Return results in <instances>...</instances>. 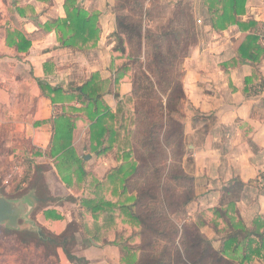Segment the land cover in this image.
Listing matches in <instances>:
<instances>
[{"label": "trees", "instance_id": "16d2710c", "mask_svg": "<svg viewBox=\"0 0 264 264\" xmlns=\"http://www.w3.org/2000/svg\"><path fill=\"white\" fill-rule=\"evenodd\" d=\"M246 2L201 0V5L213 30L221 32L235 24L241 33L236 55L221 64L224 75L229 77L230 68L247 63L252 74L245 82L259 79L257 90L261 92L264 77L258 65L264 58V22L243 19ZM154 3L114 0L111 79L103 81L96 71L80 86L67 90L38 82L42 95L64 106L63 112L50 120L49 145L32 152L52 160L62 183L79 191L68 197L76 204L78 217L60 235L46 231L40 242L19 236L15 244L27 252L33 247L40 252L46 246L43 260L60 264L57 247H62L70 260L75 259L71 254L74 234L82 231L88 240H112L110 243L120 248V264H264V215H256L246 224L231 201L203 209L196 220L185 217L196 192L194 177L182 166L186 151L183 62L198 43L196 21L192 5L178 0L173 5L175 17L153 30L144 21H152L154 10H164ZM64 8L65 18L48 22L55 28L60 46L72 53L94 50L101 34L97 13L81 8L76 0H65ZM16 46L26 50L28 43L20 38ZM121 82L131 83L130 92L123 96L117 89ZM107 93L117 101L114 110L103 98ZM75 102L81 106H72ZM79 123L89 128L88 149L81 156L72 145L73 130ZM113 148L119 164L102 178L86 169V154L99 157ZM24 159L27 170L22 178L12 190L2 186V192L15 197L29 190L41 205L59 201L46 195L45 164ZM263 177L260 173L248 183L256 184ZM42 216L58 219L61 213L49 208ZM202 227L211 229L218 247ZM28 262L33 264L32 259Z\"/></svg>", "mask_w": 264, "mask_h": 264}, {"label": "crops", "instance_id": "0c3cea01", "mask_svg": "<svg viewBox=\"0 0 264 264\" xmlns=\"http://www.w3.org/2000/svg\"><path fill=\"white\" fill-rule=\"evenodd\" d=\"M64 3L65 0H0V161L19 155V163L28 157L45 164L42 177L48 189L46 195L60 200H47L41 205L29 190L15 197L28 200L30 196V211L45 206L40 212L39 227L54 235L62 234L68 223L76 222L77 206L68 197L79 191L62 183L52 160L32 152L49 145L50 120L63 112L64 106L42 95L38 82L67 90L80 86L92 72L98 71L103 81L111 79L110 34L116 28L114 0H76L81 8L97 13L101 34L94 50L68 52L60 46L55 28L48 23L66 17ZM194 5L196 25L200 22L202 28L198 43L183 62L188 151L183 165L188 170L186 162L191 159L188 171L194 175L196 191L191 210L216 206L222 198L240 192L227 202H235L243 221L249 224L254 216L264 215V177L254 185L248 183L264 174V89L257 90V78L245 82L252 74L247 63L230 68L229 77L224 75L221 64L236 55L235 46L241 36L238 26L233 24L217 32L211 28L201 0H194ZM243 19L264 22V0H247ZM20 38L28 43L26 50L17 48ZM258 69L264 77V58ZM117 89L123 96L130 92L131 83L121 82ZM103 98L114 110V95L107 93ZM72 106L81 105L75 102ZM73 115L77 116L75 112ZM88 129V125L79 123L73 130L72 145L79 156L88 149ZM85 160L86 169L98 178L119 164L114 148L99 157L86 154ZM25 168L26 163L21 171L25 172ZM0 180L1 186H7V180ZM0 195L8 196L4 192ZM49 208L58 210L61 218L45 219L42 211ZM192 218L197 219V215ZM207 235L214 236L211 232ZM75 239L73 260L57 247L60 264H120V248L111 244L112 240H88L82 231L75 232Z\"/></svg>", "mask_w": 264, "mask_h": 264}, {"label": "rangeland", "instance_id": "374dc122", "mask_svg": "<svg viewBox=\"0 0 264 264\" xmlns=\"http://www.w3.org/2000/svg\"><path fill=\"white\" fill-rule=\"evenodd\" d=\"M176 1H178V0H154V2H155L154 5L158 6L159 9L161 6H163L164 10H162V11L154 10L153 11L154 15H153L152 21L150 22V21L145 20L144 25L148 26L149 28L154 30V29H156L157 25L159 26V25L166 24L170 18L175 17V14H174L175 9H174L173 5H174V2H176ZM182 1L185 5H188V4L192 5L193 13H194L195 21H196V11H195L194 0H182ZM198 22L199 21L197 19V23ZM201 26L202 25L200 22L197 25H196V23H194L195 34L197 36V39H198V35L200 33V30L202 28ZM193 47L194 46L191 47V50ZM142 51L144 52V47H142ZM142 56H144V54H142ZM142 56L140 59H143ZM186 107H187V100H184L183 101L184 113H185ZM184 115L185 116H184L183 121H185V118H186V114H184ZM136 141L137 140L135 139L134 142H136ZM184 143L186 146L185 125H184ZM187 152L188 151H187V147H186L185 154L183 155V158H182V166L188 174H190L194 177L192 172H190L191 170L188 171L190 168H192V166H190L191 159L189 158V160L186 162L188 164V170H186L184 165H183L184 157H185ZM7 156H9V154ZM20 159H21V157L19 155H15L13 158H11V160H9L8 157H4L0 161V173H1L0 178L1 179L4 178L5 180H7L5 184L8 185V187H9L8 190H12L14 188V186L16 185L15 183L18 182L24 174L23 171H24V167H25V161H23L22 163H19ZM17 166H19L20 168L23 169V171H21L20 174L17 172V169H16ZM194 181H195V178H194ZM42 184L40 183L41 187H42ZM250 185H254V184H250ZM194 186H195V182H194ZM0 192H2V186L1 185H0ZM41 192L44 194L43 189ZM8 194L9 193H7V195ZM239 194H240V192H239ZM239 194H234L230 197L222 198V203L227 202L228 199H235V197H238ZM27 198H28V200H31V197L28 195H27ZM10 199H18V198L14 197V196H12V197L10 196ZM192 202H190L186 208V216L185 217L187 218L188 221L196 220V219L192 218L193 214L197 215V218H199L200 212L202 211L199 208L193 209V207H192L193 210H191ZM44 207L45 206H43V207L40 206L38 208L36 207L37 209L32 208V210L28 214L29 221L20 220L18 222L17 228H10L5 223H0V264H27V263H29L28 261H30V259L33 260V264H50L49 260H47L45 262L43 260V256H42V255H44L43 253H45V251L47 250L46 246L43 247L40 252H38V249L34 248V247L31 248L29 252H27L25 249H23L21 247V244H19V243L15 244V241L19 240L17 237H19V236L24 237L25 235L31 236L33 238V240H37L39 242H40V240H45L44 237L46 235V231H45V229L39 227V223H41V220H42V218L40 217V212ZM41 230L43 232H41ZM201 231L206 236H208L207 234L210 232L213 233L210 228H206V227H202ZM8 233H10V234L7 235ZM39 234L42 235L41 239L39 238ZM74 238H75V234H74ZM209 239L210 240H216V241L218 240L215 237V235ZM216 241L214 242V244L216 247H218L219 245L217 244ZM254 264H257V263H254Z\"/></svg>", "mask_w": 264, "mask_h": 264}, {"label": "water", "instance_id": "95a60500", "mask_svg": "<svg viewBox=\"0 0 264 264\" xmlns=\"http://www.w3.org/2000/svg\"><path fill=\"white\" fill-rule=\"evenodd\" d=\"M30 208V203L26 198L12 200L0 195V223L16 228L18 220L26 218Z\"/></svg>", "mask_w": 264, "mask_h": 264}, {"label": "flooded vegetation", "instance_id": "af4514ba", "mask_svg": "<svg viewBox=\"0 0 264 264\" xmlns=\"http://www.w3.org/2000/svg\"><path fill=\"white\" fill-rule=\"evenodd\" d=\"M0 193H1V192H0ZM5 197L8 198V199H10V197H8V196H5ZM12 200H16V199H12ZM20 220H22V221H23V220L29 221L28 217H26V218H24V219H19L18 222H19ZM18 222H17V227H18ZM8 227H9V226H8ZM17 227H16V228H17ZM39 232H40V231H39ZM41 232H43V231L41 230ZM39 236H40V234H39ZM41 236H42V235H41Z\"/></svg>", "mask_w": 264, "mask_h": 264}, {"label": "built area", "instance_id": "2783aa9c", "mask_svg": "<svg viewBox=\"0 0 264 264\" xmlns=\"http://www.w3.org/2000/svg\"><path fill=\"white\" fill-rule=\"evenodd\" d=\"M16 169L18 173H21V168L19 166H17Z\"/></svg>", "mask_w": 264, "mask_h": 264}]
</instances>
